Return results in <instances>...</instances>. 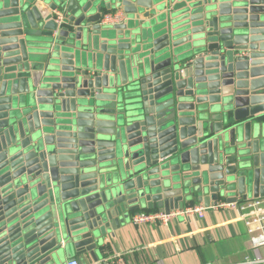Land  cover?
<instances>
[{
    "label": "water",
    "instance_id": "water-1",
    "mask_svg": "<svg viewBox=\"0 0 264 264\" xmlns=\"http://www.w3.org/2000/svg\"><path fill=\"white\" fill-rule=\"evenodd\" d=\"M250 198L264 0H0V264L98 261L132 214Z\"/></svg>",
    "mask_w": 264,
    "mask_h": 264
},
{
    "label": "crops",
    "instance_id": "crops-1",
    "mask_svg": "<svg viewBox=\"0 0 264 264\" xmlns=\"http://www.w3.org/2000/svg\"><path fill=\"white\" fill-rule=\"evenodd\" d=\"M190 206L205 207L196 203L180 210ZM213 206L207 208L203 219L178 216L168 227H137L132 222L136 213L132 214L100 248L98 261L70 254L64 264L73 259L81 264H102L117 254L129 264H264V247L251 249L243 213L237 209L215 210Z\"/></svg>",
    "mask_w": 264,
    "mask_h": 264
},
{
    "label": "built area",
    "instance_id": "built-area-1",
    "mask_svg": "<svg viewBox=\"0 0 264 264\" xmlns=\"http://www.w3.org/2000/svg\"><path fill=\"white\" fill-rule=\"evenodd\" d=\"M112 19L106 20L111 22ZM237 209L243 213L242 221L244 222L247 234L250 237V244L252 250H258L264 247V198L250 199L246 202L237 203H218L213 206V209ZM206 207L203 206H190L178 211H172L171 213L159 212H143L138 213L133 218V225L135 226H166L168 227L173 219L178 216L183 218H191L193 216L203 219ZM68 264H81L78 259H73ZM102 264H129L122 255H115L102 262Z\"/></svg>",
    "mask_w": 264,
    "mask_h": 264
}]
</instances>
